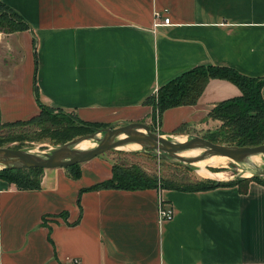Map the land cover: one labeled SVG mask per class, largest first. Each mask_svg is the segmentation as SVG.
Returning a JSON list of instances; mask_svg holds the SVG:
<instances>
[{
    "label": "crops",
    "instance_id": "crops-1",
    "mask_svg": "<svg viewBox=\"0 0 264 264\" xmlns=\"http://www.w3.org/2000/svg\"><path fill=\"white\" fill-rule=\"evenodd\" d=\"M32 28L0 30V111L27 119L42 102L86 120L152 117L146 102L200 63L264 76V0H3ZM162 13V17L156 16ZM170 17V23L156 20ZM241 93L211 77L196 103L167 107L161 128L218 123ZM264 94V86L262 89ZM48 167L39 187L0 178V264H264V183L210 188L94 187L112 176L98 154ZM173 205L160 219V202Z\"/></svg>",
    "mask_w": 264,
    "mask_h": 264
},
{
    "label": "trees",
    "instance_id": "trees-1",
    "mask_svg": "<svg viewBox=\"0 0 264 264\" xmlns=\"http://www.w3.org/2000/svg\"><path fill=\"white\" fill-rule=\"evenodd\" d=\"M32 28L29 20L3 0H0V30L13 32L18 29ZM211 77H222L233 80L240 87L241 93L217 101L209 112V117L218 118L221 123L218 127L205 135L212 141L232 143L238 145L259 144L264 142V76H252L239 71L231 65L217 63H200L189 68L181 74L169 79L161 85L157 92L152 93L146 100L153 105L152 115L154 120L161 122L162 112L167 107L182 105L183 103H196ZM37 100L40 104L39 112L31 115L27 119L4 120L0 111V136L17 137L22 133L21 126L24 124L25 130H36V127L48 130L55 124V129L66 127L75 129L79 134H86L85 130L96 131L106 127L110 123L95 120H86L63 108H56L48 103L42 102L36 87ZM61 115V116H60ZM74 121L75 125H71ZM185 124V123H183ZM182 125H180L182 128ZM23 126V125H22ZM90 133V132H89ZM5 145L0 142V146ZM15 147V146H14ZM19 147V146H18ZM80 162L68 167L70 173L78 177L80 173ZM44 167L33 165V167H10L0 168V178L15 182L23 188L39 187L42 180ZM250 180H257L264 183V177L255 174L252 177L237 176L229 181L200 178L192 180L187 178L183 181H165L163 185L158 184L156 176L146 173L138 167H129L113 163V173L108 179L94 183V187H121L138 189L139 187H178L182 189L210 188L216 185L237 184L245 191Z\"/></svg>",
    "mask_w": 264,
    "mask_h": 264
},
{
    "label": "water",
    "instance_id": "water-1",
    "mask_svg": "<svg viewBox=\"0 0 264 264\" xmlns=\"http://www.w3.org/2000/svg\"><path fill=\"white\" fill-rule=\"evenodd\" d=\"M102 133V135L97 134ZM125 134V135H123ZM96 138L97 143L87 149L76 147L78 141L84 138ZM136 142L150 149H158L162 157H173L182 164L194 163L214 154L233 156L235 161L244 162L254 154L264 153V142L259 144H232L212 141L202 134H190L183 141L165 137L151 128L148 122L137 119L122 124H109L92 133L82 134L77 138L62 143L44 152L31 151L24 147L9 145L0 146V164L10 167H33V165L48 167H63L93 158V156L108 151L110 148ZM197 155L181 154L186 149H199ZM264 169V168H263ZM264 174V170H262ZM259 174V173H256Z\"/></svg>",
    "mask_w": 264,
    "mask_h": 264
},
{
    "label": "rangeland",
    "instance_id": "rangeland-1",
    "mask_svg": "<svg viewBox=\"0 0 264 264\" xmlns=\"http://www.w3.org/2000/svg\"><path fill=\"white\" fill-rule=\"evenodd\" d=\"M140 120L148 122L152 129L161 133L163 136L170 137L172 139H176L177 136L184 135H186L188 138L190 134L198 133L202 135H208L211 130L218 127V125L221 123V120L218 123L213 122L212 124H207L206 122H203L200 123L198 126H193L191 123H185L183 124L182 128H179L181 126H178L174 130L166 133L163 128H161V123L159 119L154 120L153 115L152 117H144ZM123 122H126V120ZM71 125H75L74 121H72ZM19 126L22 127L20 128L22 131L20 136H0V142L13 147L19 146L28 148L31 151L35 152H44L49 150L50 148L62 145V143L73 140L77 138V136L82 135L81 133L78 134L75 129H68L66 127L58 128V130H56L55 124L53 126H50L47 131L39 127H36L35 131H29L27 129L25 130V127L29 128L28 126H24V124H19ZM84 131L92 133L91 130L84 129ZM99 135H102V133H100ZM88 139H90L92 142L95 141V144L97 143L96 138L92 137ZM158 151L159 150L155 148H147L143 144L138 147H131L124 144L123 146L110 148L108 149V151H105L101 154L109 156L116 164L123 166L126 165L129 167H138L144 170L146 173L153 175V177L156 176L158 179V184L160 185H163V183H165V181L167 182V180L169 182V179L171 180L170 182L173 183L175 181H183L187 178H190L192 180H198L200 178H209L213 182L215 180L229 181L231 178L237 176H248L245 174L248 171L251 172V175H249V177H252L256 173H259V175L264 177V174L262 173V170H264L263 154V162L260 163H255L251 159V157H249L244 162L230 160L229 162H227L226 165L206 164L205 167L207 168V172L201 173L195 162L182 164L176 158L162 157ZM218 171H224V175L221 177L211 176V174Z\"/></svg>",
    "mask_w": 264,
    "mask_h": 264
},
{
    "label": "bare ground",
    "instance_id": "bare-ground-1",
    "mask_svg": "<svg viewBox=\"0 0 264 264\" xmlns=\"http://www.w3.org/2000/svg\"><path fill=\"white\" fill-rule=\"evenodd\" d=\"M99 135V133L97 134ZM125 135V134H123ZM183 139H187V136H177V138L175 140H179V141H183ZM95 144V141H91L88 138H84L80 141L77 142V144L75 145L76 147H80L82 149H87L90 148L91 146H93ZM126 145L131 146V147H138L141 144L140 143H136V142H130L127 143ZM202 150V148L199 149H186L184 150L181 154L183 155H197L200 151ZM264 153H259V154H254L251 156V159L255 162V163H260L263 162V156ZM233 161L235 160V158L233 156H226V155H221V154H214L211 155L209 157L203 158V159H199V161H196L195 164L198 166L199 171L201 173H206L207 172V168L205 167L206 164H221V165H226L227 162L229 161ZM229 164V163H228ZM3 167L2 164H0V168ZM246 175H251V172H246ZM224 175V171H218V172H214L213 174H211V176H218L221 177Z\"/></svg>",
    "mask_w": 264,
    "mask_h": 264
},
{
    "label": "built area",
    "instance_id": "built-area-1",
    "mask_svg": "<svg viewBox=\"0 0 264 264\" xmlns=\"http://www.w3.org/2000/svg\"><path fill=\"white\" fill-rule=\"evenodd\" d=\"M156 16L158 17H162V13L158 12L156 14ZM164 23H170V17L168 15H165L163 20H156L155 24L156 25H160V24H164ZM160 206H159V210H158V216L160 219H164V218H168L171 217V215L173 214V205H166L165 203H163L162 201L160 202ZM71 260L75 263L78 264L80 263V259L78 257H72Z\"/></svg>",
    "mask_w": 264,
    "mask_h": 264
}]
</instances>
